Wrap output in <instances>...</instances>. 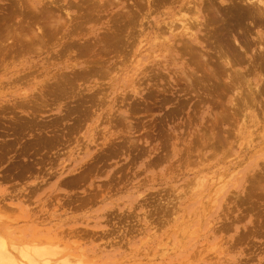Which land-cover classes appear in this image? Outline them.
<instances>
[{"label":"rangeland","instance_id":"374dc122","mask_svg":"<svg viewBox=\"0 0 264 264\" xmlns=\"http://www.w3.org/2000/svg\"><path fill=\"white\" fill-rule=\"evenodd\" d=\"M21 1L25 3L22 4ZM26 1L31 2V0H0V45H2L0 49L3 47L2 50L8 49L9 52H2V50L0 52V59L6 61H0V66H3L0 67L1 238L3 237L7 244H15L17 247L42 248L47 255L46 257L48 259L51 257L52 259H50L54 263L55 260L61 262L67 259L68 264H264V107H261V103L263 105L264 102L261 98H264V94H260L264 90L262 89L264 86L261 87L264 84V74L261 72L264 70V66H261L262 70L260 68L256 71L251 69L254 72L251 70V74L248 72L253 53L254 58H257L258 56L255 55L259 54V51L256 50L258 42L254 32L260 30L264 34V28H262L264 23L261 26L256 24L253 19L248 18L246 21L249 24L244 19L241 22L244 23L245 21L246 24H240L244 27L242 29L240 26H238L240 28H236L242 31L250 28L254 31L252 37L255 38H252L253 40L249 38L247 39L248 42L246 41L247 45L250 46L249 51L251 48L253 50L249 52L247 51L248 46L242 44L241 40L243 39H239L241 38L239 35L245 36L243 35L245 31L243 33L240 30L242 33L240 31L238 33L236 30L234 31L237 32L236 34L229 33V36L220 34L222 38L216 37L218 33L216 31L219 28V33H224L225 30L228 34L227 28H225L228 23L225 16L227 15L226 10L223 11L224 9L216 4L218 5L216 8H221H218L220 15L214 8L216 12L208 11V18H213L214 15V18L218 19L217 22L223 26L216 23L215 20L216 25L212 23L214 26L210 24L209 28L215 31L220 25L224 29L219 26L215 31L216 33L209 30L208 36L214 34H212L213 38L210 37L209 43L219 39H222V43L220 44V40L218 41L217 46L219 47L216 46L217 41L214 42L215 45L211 44L214 50L211 49L210 44H207L209 49L207 54L209 53L208 56L211 55L208 57L205 54L203 58L201 56L203 60L200 59L204 62L210 58L209 61L207 60L209 63L206 61L209 65L204 62L207 69H204L202 66L204 63L201 61L202 64L197 62L198 65H201L199 67L197 63L193 62L195 65L192 63L190 70L184 68L182 63L171 62L167 71L153 69L154 71H146L145 74H140L141 72L133 69L130 55L124 53L126 57L122 52L119 53L122 51L120 47L117 50V47L115 48L111 43V39V41L105 40L109 33L112 35L111 31L120 29V32L123 28H120V24L125 25L126 19V24L129 23V19L125 17L129 16L126 10L128 7H130L129 10H132L133 0H119L118 3L117 1L114 2L115 0H99V2L96 0L98 6L95 4L96 1L93 2L94 0H80V4L78 0H56L58 6L56 2L53 3L55 0H39L40 4H35L37 8L42 9L44 3L47 7L53 3L51 8H45L50 11L55 4L54 9H52V11L55 10V13L53 11L54 14L50 16L53 20L49 17L52 12L49 13L48 11V16L47 14L43 16L44 8L40 9V13L36 10V13L33 5V9L30 8L31 5L29 8L27 7L30 2L26 4ZM87 2L95 6V8L92 6L94 10L90 8V4ZM107 2L109 6H106ZM99 3L104 4V7H101ZM83 4H85V8L88 4L87 9L89 10L84 9ZM62 5L66 7V10ZM70 5L74 6L71 7ZM17 6L19 9L21 8V11L17 9ZM55 7H57V11ZM83 10L91 12L89 14L92 16H89L90 18L94 17V19L91 18L90 20L89 16L85 19L82 18L87 15L85 11L83 13ZM129 10L128 13L131 11ZM66 11L70 12L72 19L68 18ZM125 11L126 13H124ZM21 13L25 16L21 17ZM119 13L121 14L117 15ZM215 13H217L216 17ZM223 14L225 19L223 18L221 21ZM31 15L50 18L55 27L62 25L61 22H65L68 29L64 33V28L61 27L65 26L62 25L59 26L62 32L58 29L59 33H56L55 28V33L59 34L55 38L53 37L55 35H52L54 31L51 33L53 28L49 29L51 34L47 31L46 26L50 22H48L49 19L46 21L44 18L38 17L36 21L40 20L39 22L42 23L44 20L47 22L46 25L44 22L40 24L35 21V17L32 19L33 16ZM53 15L57 18L52 17ZM29 16L31 19L28 18ZM60 17L62 21L60 24H56ZM111 17L117 18L116 22L118 18L120 20L116 24ZM22 19H25L23 23ZM203 20L205 21V17ZM82 21L84 22L82 23ZM30 22L31 24H29ZM25 23L27 27L24 25ZM113 23L117 26H113ZM76 24L82 25L83 29L87 30L82 31L81 27L77 29L80 33H74V29L78 28ZM23 25L28 29L30 35L24 32L27 31L26 29L22 30ZM36 25L38 26L35 27ZM17 27H19V31L15 30L18 29ZM38 27L39 32L44 29L43 27H46L45 31L49 34H43L45 35L44 38L38 36L39 33L37 34L33 30L38 31ZM126 27L131 28V25ZM130 28L122 29L125 32L122 31L119 34H127L131 30ZM107 29L111 31L109 30V32ZM29 30L31 33L34 31L33 36ZM21 31L24 32V35ZM20 33L26 37V40L22 38V35L19 37L24 40L16 38ZM107 33L108 36L104 38L103 36ZM46 35L51 36V39L48 40ZM230 35H235L236 39L240 40L238 42L246 47L243 46L244 49H242L238 43H233L234 40L231 39ZM11 36L13 39L10 38ZM226 36L230 38L228 39ZM34 37L43 38L42 42L45 40L46 46H42V39L37 38V42L40 40L41 44H39L34 40ZM100 38H104V41L108 40L112 45L108 44L107 47L104 46L105 49H103L104 47L99 49L105 44ZM223 38L224 40L227 39L228 42L232 40L231 43L235 49H239V51L241 49L239 52L234 48H229L227 44L225 50L229 49L228 54L234 50L239 52V55H236L237 52L235 53L236 56H239L237 59L234 54V56L232 55L237 62L235 60L232 62L233 59L231 62L238 63L239 67L242 66L241 74L244 72L246 74L247 71L245 77L250 74L249 78L242 75V78L245 79L238 77L240 79L238 80L236 79L238 73H236L235 80L233 77V81L231 80L232 84L234 81L237 83L235 86L230 84L231 82L225 77L224 66L220 67L221 59L218 53L223 52L229 56L224 53L227 50L223 51L225 47L223 45L226 42L225 40L223 43ZM13 40L16 44L21 43V46H17L18 48L21 47L20 49H22L24 45L26 47L21 51L19 49L18 52L14 47L15 45L12 47ZM89 40L91 41L89 42ZM250 40H252V44L256 40V43L251 44L253 47L249 45ZM34 41L37 43L35 47L33 46ZM66 42L71 44L78 42L77 44L74 43L76 46L73 45L76 49L71 47L72 45H68L70 48H66ZM99 42L103 44L100 46ZM23 43L24 45H22ZM88 43L91 45H87ZM92 43L98 44L93 45ZM81 45L83 46L79 47ZM113 46L114 48H112ZM27 47L30 49L28 50ZM33 47H40L38 49L40 51L35 49L37 52L35 54ZM215 48L218 52L216 53L217 57L216 54H213ZM82 51H87L86 54L89 55H86L85 52L82 53ZM7 53L9 58L6 56ZM122 54L126 57H124L125 59ZM144 55L147 54L144 53ZM107 56L108 59H106ZM212 56L219 58L220 65L217 64V59ZM243 57L246 58V61L249 59L250 61H247L249 63L241 60L244 59ZM185 59L191 60L188 56H185ZM211 60L213 63L210 62ZM257 60L259 61L258 58ZM149 61L146 58L143 59V64H146L145 67L152 66ZM260 61L264 63V57H261ZM214 62L217 64L216 67L218 68L219 65L223 72L218 71L217 68L212 69L215 65ZM70 63H73L71 64L72 68ZM89 67H93V70L89 71ZM195 67L199 70L201 68V71L196 72ZM100 68L103 70H101L102 74ZM37 69L39 71H33ZM96 69L98 73L94 71ZM107 70L112 71V73L108 71L109 76ZM15 71L20 72L15 73ZM77 71L79 74L76 73ZM257 71L260 72V77ZM26 72H30V75L33 76L28 75L29 73L26 74ZM183 72L188 74V77H184ZM203 72L209 74V77L212 76L216 82L212 81V77L211 80L208 79L209 81H207L206 76L208 75ZM215 72H219L220 75L214 74ZM85 73L86 75H84ZM194 73L195 77L192 75ZM201 73L204 78L206 77L205 79L202 78ZM23 74L29 78L25 77L24 79L23 77L22 80L21 75ZM221 74L223 76L219 79L221 78L224 84L217 78ZM241 74L239 73L238 76ZM139 75L141 76L139 77ZM134 76L135 78H133ZM189 76L191 77L190 80L187 79ZM196 76L201 82L199 79L194 81ZM83 77L85 79L79 80ZM183 77L184 79H182ZM64 78H67V81ZM30 79L32 80L30 81ZM188 80L191 82L190 84ZM203 80L206 81L203 82ZM22 82L23 84H21ZM54 82L55 84H53ZM196 82L198 83L196 84ZM209 83L212 85L209 86ZM57 84L61 86H57ZM228 85L232 86L228 87ZM224 86L228 91L227 89L223 90ZM232 87L237 89H232ZM259 88L261 89L260 93ZM217 90L222 91V93L220 91V94L217 93ZM236 90L241 93L237 91L238 94ZM233 91L234 93H232ZM55 92L56 94L59 93L57 95L59 98L56 94L54 96L53 93ZM209 92L212 94L209 95ZM259 94L261 98L256 97ZM218 95L222 96L221 99ZM238 96L241 97L238 98ZM246 98L251 100L250 103H252L253 108L249 107L251 105ZM239 99H241V103ZM24 101L28 107L26 105L23 107ZM215 102L222 105L218 106L219 104L217 105ZM18 103L19 106H16ZM257 106L258 109H256ZM17 107L19 108L17 109ZM223 107L224 109H222ZM215 108L218 111H214ZM236 109L238 111H235ZM223 111L225 113L228 111L229 114L224 116ZM229 115L233 118L229 119ZM217 116L223 117L222 119L224 117L227 119L228 116L230 121L222 120L219 117L218 119L221 121H218ZM212 121L213 123H211ZM228 122H231L232 125H229ZM218 125L221 128H218ZM209 126H214L213 129H215L213 130ZM220 129L223 131L219 132ZM219 134L225 138L221 136L222 139ZM217 138H221V141H218ZM223 143L227 147H224ZM249 144L252 147L247 149ZM234 148L235 153L233 152ZM226 154L230 155L227 156ZM231 154H233V158ZM256 174L263 178L260 179ZM197 176L199 179L200 176L201 178L206 177L207 181L203 186L197 185L199 181ZM254 178L256 179V186L263 185L261 186L263 187L261 190L263 194L260 196L258 195L261 193V188L259 187L258 190L255 187L252 182ZM219 184L220 186H217ZM221 184L223 186L222 192L218 197H215V194L219 193L218 190H221ZM247 186L250 191L251 187L254 186L256 190L254 187L252 190L255 192L247 190ZM248 194L254 196H248ZM253 197L256 198L253 199ZM245 198L244 202L243 199ZM52 253H54L53 257L50 255Z\"/></svg>","mask_w":264,"mask_h":264},{"label":"bare ground","instance_id":"6f19581e","mask_svg":"<svg viewBox=\"0 0 264 264\" xmlns=\"http://www.w3.org/2000/svg\"><path fill=\"white\" fill-rule=\"evenodd\" d=\"M20 1V0H19ZM80 0H78V2H79ZM82 1V0H81ZM88 1V0H87ZM90 1V0H89ZM96 0H94L93 2H95ZM114 1V0H113ZM117 1V3H118V1L119 0H115L114 2H116ZM128 1V0H127ZM22 2V1H21ZM24 2V1H23ZM22 2V4H24ZM30 2V1H29ZM28 1H26V4L27 3H29ZM31 2H32V4H31ZM31 2H30V4H29V6H27L28 8L30 7V5H31V7L30 8H32L33 9V6H34V11H39V13H40V11L44 8V10H45V12H44V10H43V13H44V15H43V13H41L43 16H45V14H47V16H48V14L50 13V12H52V13H50L49 14V17L51 16V14H54L55 13V10H53L54 11V13H53V11H52V9H54V5L52 6V9H50V11L49 10H46L45 8H47L48 9V7H50L51 8V5L53 4V3H55L56 2V0L52 3V4H50V6L48 5L49 4V2H46V3H48L47 5H48V7L47 6H45L46 4L44 3V7H43V5H42V9L41 8H37L36 6H35V4L37 5V3L38 4H40V1L39 0H31ZM50 2H52V1H50ZM60 2H62V1H60ZM59 2V3H60ZM86 2V1H85ZM84 2V3H85ZM98 2H99V0H98ZM98 2L96 1V6H98L97 4H98ZM105 2V1H104ZM114 2H113V4H114ZM43 3V2H42ZM41 3V4H42ZM57 3V2H56ZM70 3V2H69ZM77 3V2H76ZM87 3H89L90 4V8H92V6H94L93 4H91L92 3V1H91V3L90 2H87ZM25 4V5H26ZM64 4V3H63ZM72 4V3H71ZM74 4V3H73ZM79 4H80V2H79ZM79 4H77V5H79ZM100 4V3H99ZM216 4H219V6L222 8V9H224L223 11H225V13H227V15H225L227 18H226V22H227V19H228V23L226 24L227 26H225V28H227L226 30L228 31V34L225 32V30L223 31L224 33H219V31H220V28H219V26L220 25H222L223 26V24H220V23H218L217 22V20L218 19H216V18H214V15H213V18H208V13L209 12H216V11H214L215 9L214 8H216V6H218V5H216ZM19 5H20V3H19ZM33 5V6H32ZM76 5V4H75ZM101 5V4H100ZM100 5H99V7H100ZM104 5V4H103ZM103 5H101V7L103 6ZM131 5V4H130ZM57 6H58V3H57ZM62 6H64V5H62ZM71 6V5H70ZM69 6V7H70ZM74 5H72L71 7H73ZM83 6H84V9H87L88 8V4H87V6H86V8H85V4H83ZM82 6V7H83ZM106 6H109L108 5V2H107V5ZM127 6H128V4H127ZM79 7V6H78ZM77 7V9H80L81 8V6H80V8H78ZM101 7H100V9H101ZM104 7V6H103ZM125 7V6H124ZM224 7V8H223ZM36 8V9H35ZM64 8H65V10H66V7L64 6ZM63 8V9H64ZM94 8H95V6H94ZM98 8V7H97ZM129 8L130 7H128L127 9L129 10ZM131 8H132V10L130 11V13H128V10H126L127 11V14L129 15V16H125L126 18H128L129 20H128V22L130 23H127L126 24V21H127V19L126 18H124V19H126V21H125V25H121L120 24V28L121 27H123L122 29L123 30H125V28L126 29H128V28H130V27H126V26H130L131 25V30L129 31V32H127V34H122L121 33V35L119 34L120 32H122L123 30L121 29V31L119 32V30L117 31V30H114V31H111L110 29H107L108 31L110 30L111 32H112V35L109 33V36H108V33H107V35H104L103 37L105 38L106 36H108V37H106L105 38V40L106 39H108L109 41H111V43L115 46V48L117 47V50H118V48L120 47L121 49L120 50H122V51H120L119 53H125L126 55H130V57L129 58H131V62H132V65H133V69H135L136 71H139V72H141L140 74H145L146 73V71L148 72V71H152L153 69H161V70H163V71H167V70H169V67H170V63L172 62V63H177V64H180V63H182L183 65H184V68H186V69H188V70H190L191 69V65H193L194 63L196 64L198 61H199V64L201 63V62H203L202 60V58H203V56H205V54H206V56H208V54H207V52L209 51V49H208V46H207V44H210L209 43V39H211V38H213V36H212V34L216 31V29H218L219 28V30H217L216 32H218L217 33V38H222V36H225V35H223V34H226V35H228L229 36V33H235L234 31H236L237 29L236 28H240L241 27V29L244 27H242V26H240V24L241 25H245L246 23H248L247 21H246V19L248 20V18H250L251 20L253 19V21H255V23L256 24H258V25H261L262 26V24L264 23V0H133V3H132V6H131ZM208 8H209V10H208ZM219 8V7H218ZM216 8V10H217V12H218V14H219V9H221V8ZM17 9H19L18 8V6H17ZM21 9V8H20ZM19 9V10H20ZM32 9H31V11H32ZM39 9V10H38ZM41 9V10H40ZM55 9H56V11H57V7H55ZM69 9V8H68ZM93 9V8H92ZM92 9H90V10H92ZM99 9V8H98ZM99 9V10H100ZM106 9V8H105ZM124 9V8H123ZM125 9H126V7H125ZM18 10V11H19ZM23 10V9H22ZM62 10V9H61ZM87 10H89V9H87ZM94 10V9H93ZM145 10V11H144ZM21 11V10H20ZM19 11V12H20ZM24 11H25V8H24ZM29 11V10H28ZM37 11H36V13H37ZM48 11H49V13H48ZM58 11H59V9H58ZM82 11V10H81ZM84 11L85 10H83V13H84ZM96 11V10H95ZM98 11V10H97ZM124 11V10H123ZM126 11L124 12V13H126ZM209 11V12H208ZM223 11H221L222 13H223ZM27 12V11H26ZM26 12H25V15H26ZM47 12V13H46ZM65 12V11H64ZM69 11H66V13H67V16H68V18L70 19H72V16H71V14H70V12L68 13ZM80 12V11H79ZM121 12H122V10H121ZM142 12H143V14H142ZM29 13H30V11H29ZM33 13V12H32ZM35 13V12H34ZM65 13V14H66ZM85 13H87V15H85V17L83 16L82 18H86L87 16H89V15H91L92 16V14H89V13H91V12H87V11H85ZM93 13H95V12H93ZM118 13V12H117ZM224 13V14H225ZM64 14V15H65ZM82 14V13H81ZM116 14V13H115ZM121 13H119V14H117V15H120ZM216 14L217 13H215V17H216ZM224 14H223V16H224ZM21 15V17L22 16H25V15H22V13L20 14ZM77 15V14H76ZM83 15V14H82ZM81 15V16H82ZM126 15V14H125ZM220 15V14H219ZM229 15V16H228ZM31 16H33V15H31ZM40 17V16H38V17H40V18H44V17ZM62 16V15H61ZM80 16V17H81ZM94 16H95V14H94ZM108 16V15H107ZM110 16V15H109ZM121 16H123V15H121ZM120 16V17H121ZM222 15H221V21L223 20V18L225 19V16L223 17ZM34 17H35V21L36 20H38V17H36V16H33V18L32 19H34ZM52 17H55L54 15L52 16ZM62 17H64V16H62ZM79 17V18H80ZM114 17V16H113ZM113 17H111V18H113ZM124 17V16H123ZM139 17V18H138ZM141 17V18H140ZM205 17V21L203 20V18ZM212 17V16H211ZM229 17V18H228ZM24 18V17H23ZM28 18H30V16L28 17ZM37 18V19H36ZM39 18V19H40ZM51 18V17H50ZM50 18H44L45 20L46 19H49L48 20V22L50 23H47L46 21H44L43 20V22H44V24L45 23H47V31L50 33V30H51V28H53V30L51 31V33H52V35H55V36H53V37H55L56 38V36H58L56 33H59L58 31H60V32H62L61 30H60V27L59 26H62V25H64L65 26V22L64 23H62L61 21H62V19H61V17H60V20H57L58 22L56 23V20L54 19V21H55V23L56 24H60V22H61V24L62 25H56L57 27H55V25H54V23L52 24V20H53V18H51L52 20H50ZM55 18H57V17H55ZM76 18H78V17H76ZM88 18H90V16L88 17ZM92 18V17H91ZM91 18H90V20H91ZM158 18H160V19H158ZM219 18V19H220ZM31 19V18H30ZM66 19V18H65ZM64 19V21H66ZM68 19V20H69ZM92 19H94V17L92 18ZM97 19V18H96ZM100 19V18H99ZM103 19V18H102ZM117 19V18H116ZM116 19H114L113 18V20H115L114 22L117 24V22H118V20H120L119 18H118V20H117V22H116ZM123 19V20H124ZM207 19V20H206ZM245 19V21H246V23H245V21H244V23H242L243 21L242 20H244ZM20 20V19H19ZM79 20V19H78ZM77 20V21H78ZM87 20V19H86ZM90 20H89V22H90ZM213 20V21H212ZM215 20H216V23H218V24H220V25H218L217 26V28L215 29V31L214 30H211L210 28H209V26H210V24L211 25H213L212 23H215ZM23 21H25V19L23 20L22 19V23H23ZM34 21V22H35ZM40 21V20H39ZM39 21H36V22H39ZM70 21V20H69ZM73 21V20H72ZM95 21V20H94ZM99 21V20H98ZM108 21V20H107ZM212 21V22H211ZM242 21V22H241ZM21 22V21H20ZM35 22V23H36ZM43 22L42 23H40V24H43ZM67 22V21H66ZM84 21H82V23H83ZM86 22V21H85ZM88 22V23H89ZM112 22V21H111ZM252 22V21H251ZM21 23V24H22ZM26 23H28L27 22V20H26ZM26 23L24 24L25 26H26ZM79 23V22H78ZM82 23H80V24H82ZM87 23V22H86ZM216 23H215V25H216ZM253 23V22H252ZM254 23V24H255ZM29 24H31V22L29 23ZM33 24V23H32ZM52 24V25H51ZM115 24V25H116ZM249 24V23H248ZM253 24V25H254ZM255 24V25H256ZM23 25V29H22V27H21V29L22 30H24V29H26V27ZM46 25V24H45ZM77 25V26H76ZM75 26L76 27H78V28H76V30L74 29V33H76V32H78L77 31V29H80L81 27H82V25L80 26V25H78V24H76ZM114 25V23H113V26H115ZM250 25H252V24H250ZM38 25H36L35 27H37ZM50 26H52V27H50ZM74 26V24L72 25V27ZM80 26V27H79ZM112 26V25H111ZM117 26V25H116ZM214 26V25H213ZM222 26H220V27H222ZM238 26H240V27H238ZM246 26H249V25H246ZM260 26V27H261ZM263 26H264V24H263ZM262 26V28H264ZM25 27V28H24ZM30 27H31V25H30ZM29 27V28H30ZM46 27H40V28H42L43 30L41 31L40 30V32H39V27L37 28V30L38 31H36L35 29H33L37 34L39 33V34H41L43 31L45 32H43L42 33V35L43 34H49L48 32H46L45 30H46ZM48 27H50V28H48ZM59 27V28H58ZM66 27V28H65ZM65 27H61V28H64L63 29V32L65 33L66 31H67V26H65ZM108 27H110V26H108ZM251 28H253V26H250ZM257 27H259V26H257ZM257 27H255V28H257ZM259 27V28H260ZM18 29H15V30H18L19 31V27H17ZM56 28V29H55ZM117 28V27H116ZM119 28V27H118ZM223 29H224V27H222ZM261 28V29H262ZM20 29V30H21ZM31 29V28H30ZM50 29V30H49ZM56 30V33H55V30ZM59 29V30H58ZM82 29V31L83 30H87V29H83V27L81 28ZM240 29V30H241ZM245 29V28H244ZM27 31H24V32H27V35H30L29 33H28V29H26ZM32 30V31H33ZM58 30V31H57ZM209 30H210V32L212 31L213 33L211 34V36L209 35L208 36V33L210 34V32H209ZM239 29L237 30V32L238 31H240ZM33 31V32H34ZM81 31V30H80ZM109 31V32H110ZM222 31V30H221ZM242 31V30H241ZM240 31V32H241ZM244 31H245V34H243V35H245V36H241L242 34V32L244 33ZM244 31H242L240 34L241 35H239V34H237V35H239L241 38H239L240 40L241 39H243V40H241L242 41V44H244V45H246V46H248L247 45V42H248V40L247 39H249V38H255V37H252V35H253V30L251 29L250 30V28H248L247 30L245 29ZM16 33H17V31H15ZM21 32H23V31H21ZM24 32L22 33L23 35H24ZM29 32L31 33V31L29 30ZM32 32V33H33ZM72 32H73V30H72ZM71 32V33H72ZM125 31H123V33H124ZM215 32V33H216ZM236 32V33H237ZM15 33V34H16ZM31 33V35L33 36V34ZM35 33V34H36ZM50 33V34H51ZM78 33H80V32H78ZM235 33V34H236ZM239 33V32H238ZM255 33V35H256V40H257V45H258V47H257V51H259V54L258 55H255L258 59H259V61L257 60V58H254L253 56H254V53H253V56L251 57V62L249 63V62H247L245 59L246 58H244V59H241V60H244L246 63H249L250 64V69H248L249 71V73L251 74V72H250V70L251 69H253L254 71H256V70H262V68H261V66L263 67L264 66V63L263 62H261L260 61V59H261V57H264L263 56V54H264V34L260 31V30H257V31H255L254 32ZM18 34V33H17ZM21 33H20V35H17L16 36V38H18V39H22V38H26V37H23V35H22ZM38 34V36H41V37H43L44 38V36L45 35H39ZM62 34V33H61ZM220 34H222V36H220ZM21 35H22V38H20L21 37ZM26 35V34H25ZM26 35V36H27ZM46 35V36H47ZM214 35V34H213ZM236 35V36H237ZM254 35V36H255ZM9 36H10V34H9ZM20 36V37H19ZM31 36V37H32ZM35 36V35H34ZM37 36V35H36ZM62 36V39H63V34L61 35ZM220 36V37H219ZM228 36H226V38L228 37ZM231 36V35H230ZM234 36V37H233ZM233 36H231V39H233L234 41H233V43H238V45L242 48V49H244L246 46H244V45H242L240 42H238V40L236 39V37H235V35H233ZM13 36H11L10 38L11 39H13L12 38ZM28 37V36H27ZM48 37V36H47ZM51 37V36H50ZM50 37H48V40L49 39H51ZM53 37H52V39H53ZM70 37H71V34H70ZM69 37V38H70ZM109 37H111V38H109ZM211 37V38H210ZM215 36H214V38H216ZM14 38H15V36H14ZM15 38V39H16ZM37 38H39V37H34V40L36 41L37 40ZM43 38H39V39H42L41 40V42L43 41ZM104 38H100V40L102 39V42L104 41L103 39ZM230 37H228V39H229ZM8 39V38H7ZM24 39H22V40H24ZM111 39V40H110ZM10 40V39H9ZM26 40V39H25ZM27 40H29L30 41V39L29 38H27ZM32 40H33V38H32ZM47 40V41H48ZM54 40V39H53ZM57 40H59V39H57ZM68 40H70V39H68ZM87 40V39H86ZM92 40V39H91ZM91 40H89V42L91 41ZM97 40V39H96ZM108 40L107 41H104V43L106 44H103V43H100V46H101V44H103L102 45V47H99V49L101 48H103L104 46H108V44L111 46L112 44L110 43V42H108ZM220 40V41H219ZM219 40H215V41H217L216 42V46L218 45V43L220 42V44L222 43V39H219ZM226 40V42H228L227 41V39H225ZM224 38H223V43H224ZM239 40V41H240ZM253 40V39H252ZM252 40H250L251 41V43L249 44V45H251L252 44ZM256 40H254L255 42H253V44L254 43H256ZM8 41V40H7ZM34 41V47H35V44H37V43H39V44H41L40 43V40H39V42H35ZM213 41H214V39H213ZM214 41V42H215ZM219 41V42H218ZM247 41V42H246ZM12 42V41H11ZM10 42V43H11ZM24 42V41H23ZM49 43H50V41H48ZM56 42V41H55ZM60 42H61V40H60ZM59 42V43H60ZM214 42L212 43L211 42V44H214ZM225 42V43H226ZM230 43L232 42V40H230L229 41ZM226 43V45H225V43H224V45H223V47H224V50L222 49V47H220V49L221 50H223V51H226V52H224V53H227L228 54V48L225 50V48H226V46H227V44L229 45L228 47L229 48H234V45H233V43H231V45H230V43ZM26 43V42H25ZM43 43V45L42 46H44L45 44V40H44V42H42ZM52 43L54 44V42L52 41ZM67 43V42H66ZM69 43V42H68ZM66 44V48L67 47H69L70 48V46H68V45H72L71 47H74L73 45H75L76 46V44L78 43H76V42H73V44H71V43H69V44ZM74 43H76V44H74ZM18 44V45H17ZM15 43L14 42V40H13V42H12V47L14 46V47H16V50L18 51L20 48H18L19 46H21L19 43ZM27 44V43H26ZM38 44V45H39ZM47 44V43H46ZM57 44V43H56ZM80 44V43H79ZM78 44V45H79ZM91 45V43H88L87 45ZM93 44V43H92ZM95 44V43H94ZM93 44V45H94ZM98 43H96L95 45H97ZM211 44H210V46H211ZM252 44V45H253ZM22 45H24V43L22 44ZM31 45V44H30ZM51 45V44H50ZM49 45V46H50ZM64 45V44H63ZM62 45V46H63ZM215 45V44H214ZM213 45V46H214ZM251 45V47H253ZM0 46H2V45H0ZM18 46V47H17ZM41 46V45H40ZM46 46V45H45ZM53 46V45H52ZM83 45H81V46H79V47H82ZM99 46V45H98ZM114 46L112 47V48H114ZM238 46V47H239ZM243 46H244V48H243ZM5 48L7 47L6 45L4 46ZM12 47H10V48H12ZM26 46L24 45V48H25ZM33 47V48H34ZM48 47V46H47ZM57 47V46H56ZM85 47H86V45H85ZM87 47H89V46H87ZM91 47V46H90ZM212 47V46H211ZM217 47H219V46H217ZM4 48V49H5ZM10 48H9V51H10ZM18 48V49H17ZM23 47H22V49H24ZM31 48H32V46H31ZM40 48V47H39ZM39 48H34V52H35V49H39ZM43 48V47H42ZM75 48V47H74ZM109 48V47H108ZM249 48H250V46H248V49H247V51H249ZM3 49V47L0 49V52H1V50ZM22 49H20V51L22 50ZM27 49L29 50L30 49V47H27ZM26 49V50H27ZM76 49V48H75ZM86 49V48H85ZM84 49V50H85ZM91 49H92V47H91ZM103 49H105V47L103 48ZM211 49H213L214 50V48L212 47ZM235 49V48H234ZM8 50V49H7ZM6 50V51H7ZM13 51L15 50V48L14 49H12ZM43 50V49H42ZM78 50H79V48H78ZM88 50V49H87ZM219 50V49H218ZM221 50H219V52H221ZM235 50H237V51H239V49H235ZM234 50V51H235ZM251 50H252V48H251ZM250 50V51H251ZM5 50H2V52H4ZM5 51V52H6ZM17 51H15V52H17ZM31 51H33V50H31ZM30 51V52H31ZM40 50H38V52H39ZM66 51V50H65ZM107 51V50H106ZM231 51H232V49H231ZM230 52V54H228L229 56H227L226 54H223V52H221V53H218L217 51H216V48H215V53H213L214 55L216 54V53H218L219 54V58L221 59V63L218 61V59L216 58L217 57V54H216V57H213V58H215V59H217V61L216 62H218L217 64H219L220 65V67H222V66H224L223 67V70L225 69V72H224V75H226L225 77L231 82H229L230 84H232V81L233 80H235V74L236 73H238V75H239V73L241 74L242 72L240 71V69H241V67H239L236 63H232V62H235L236 61V59L239 57V56H236L240 51H241V49H240V51L239 52H237V51H235V52ZM247 51H246V53H247ZM249 51V52H250ZM253 51V50H252ZM254 51H255V49H254ZM8 52V51H7ZM19 52V51H18ZM42 52V51H41ZM62 52V51H61ZM64 52V51H63ZM79 52H81V51H79ZM85 52V51H84ZM83 51H82V53H84ZM87 52V51H86ZM86 52H85V54H86ZM109 52V51H108ZM111 52V51H110ZM109 52V53H110ZM211 52H214V51H211ZM210 52V53H211ZM237 52V53H236ZM9 53V52H8ZM6 54V56L7 55H9V54ZM24 53V52H23ZM37 52H35V54H36ZM113 53V52H112ZM144 53H146L147 55H144ZM235 53H236V55H235ZM41 54V53H40ZM61 54V53H60ZM64 54V53H63ZM88 54V53H87ZM86 54V55H87ZM91 54V53H90ZM122 54V55H123ZM124 54V55H125ZM221 54V55H220ZM223 54V55H222ZM235 55V57H236V59L233 57L234 55ZM242 54H244V51H242ZM241 53H240V55H242ZM12 55V54H11ZM52 55V54H51ZM65 55V54H64ZM89 55V54H88ZM98 55V54H97ZM105 55V54H104ZM110 55V54H109ZM113 55H115L114 53H113ZM116 55H117V53H116ZM123 55V58L126 56H124ZM211 55V54H210ZM209 55V56H210ZM233 55V56H232ZM239 55V54H238ZM246 55H248V54H246ZM4 56V55H3ZM6 56H4L5 58H6ZM22 56V55H21ZM84 56V55H83ZM185 56H188L189 57V59H191V60H189L188 61V59L186 60L185 59ZM201 56H202V58H201ZM208 56V57H209ZM249 56V55H248ZM8 57V56H7ZM46 57V56H45ZM81 57V56H80ZM89 57V56H88ZM91 57V56H90ZM95 57V56H94ZM114 57V56H113ZM127 57V56H126ZM125 57V58H126ZM230 57H233V58H230ZM241 57V56H240ZM9 58V57H8ZM54 58V57H53ZM73 58H75V57H73ZM92 58H93V56H92ZM124 58V59H125ZM129 58H127V59H129ZM147 59V60H150L149 61V63L150 64H152V66L151 67H145L144 65H146L145 63L143 64V59ZM205 58V57H204ZM106 59H108V56H107V58ZM121 59V58H120ZM123 59V60H124ZM172 59V60H171ZM200 59H202V60H200ZM210 60V58H207V60ZM231 59H233L232 60V62H231ZM46 60H48V59H46ZM57 60H58V58H57ZM89 60V59H88ZM122 60V61H123ZM205 60V59H204ZM206 60V61H207ZM208 60V61H209ZM235 60V61H234ZM239 60V59H238ZM240 60V61H241ZM263 60V59H262ZM0 61H2V62H6V61H4V60H1L0 59ZM24 61V60H23ZM55 61V60H54ZM95 61V60H94ZM99 61V60H98ZM201 61V62H200ZM206 61H204V62H206ZM207 61V62H208ZM250 61V60H249ZM1 62V63H2ZM9 62V61H8ZM12 62V61H11ZM84 62V61H83ZM86 62H88V61H86ZM91 62V61H90ZM104 62V61H103ZM118 62V61H117ZM124 62V61H123ZM125 62H126V60H125ZM128 62H129V60H128ZM194 62V63H193ZM203 62V63H204ZM206 62V63H207ZM210 62H212V60L210 61ZM237 62V61H236ZM239 62V61H238ZM244 62V63H245ZM96 63V62H95ZM119 63V62H118ZM193 63V64H192ZM209 63V62H208ZM207 63V64H208ZM213 63V62H212ZM241 63V62H240ZM5 64V63H4ZM12 64V63H11ZM71 64H73V63H70L69 65H70V67H71ZM76 64H78V63H76ZM97 65H99V63H96ZM117 64V63H116ZM194 64V65H195ZM202 64V63H201ZM214 66L212 67V69L214 68V69H216L217 67H216V63L214 62ZM243 64V63H242ZM248 64V65H249ZM100 65H101V63H100ZM104 65H105V63H104ZM120 65V64H119ZM129 65V64H128ZM197 65H198V63H197ZM197 65H196V67H197ZM209 65V64H208ZM219 65H218V68H220L219 67ZM239 65H241V64H239ZM8 66H9V64H8ZM7 66V67H8ZM199 66H201V65H198V67ZM202 66L204 67V69H207L206 67H207V65L204 63V64H202ZM245 66V65H244ZM0 67H3V66H0ZM41 67V66H40ZM93 67H95L94 65H93ZM93 67H89L90 69H89V71L90 70H93ZM113 67V66H112ZM196 67H195V69H196ZM209 67V66H208ZM9 68V67H8ZM72 68V67H71ZM92 68V69H91ZM217 68V70L218 71H222L223 72V70L220 68V69H218ZM246 68V67H245ZM260 68V69H259ZM43 69V68H42ZM95 69V68H94ZM115 69V68H114ZM185 69V70H186ZM211 69V70H212ZM246 69V70H247ZM263 69H264V67H263ZM1 70V69H0ZM16 70V69H15ZM20 70H21V68H20ZM98 70H99V68H98ZM98 70L96 69V70H94V71H97V73H98ZM102 69L100 68V72H101V74H102V71H101ZM112 70V69H111ZM110 70V71H111ZM117 70V69H116ZM210 70V69H209ZM217 70H214V71H217ZM253 70H251V71H253ZM12 71V70H11ZM33 71H39L38 69L37 70H33ZM41 71V70H40ZM104 71H105V69H104ZM109 70H107V74L110 72H108ZM113 71V70H112ZM112 71L110 72V73H112ZM115 71V70H114ZM154 71V70H153ZM187 71V70H186ZM200 72L201 71V68H200V70L199 69H196V72ZM203 71V70H202ZM214 71H212V72H214ZM220 71V72H221ZM253 71V72H254ZM17 72H20V71H15V73H17ZM31 72V71H30ZM30 72H26V74H28V75H30ZM50 72V71H49ZM134 72V71H133ZM211 72V73H212ZM258 72V71H257ZM261 72H263V74H264V70H262ZM1 73V72H0ZM48 73V72H47ZM58 73H59V70H58ZM76 73H78L79 74V72L77 71ZM91 73V72H90ZM104 73V72H103ZM155 73V72H154ZM161 73V72H160ZM185 72H183V74H184ZM189 73V72H188ZM204 73V72H203ZM42 74V73H41ZM40 74V75H41ZM44 74V73H43ZM81 74H82V72H81ZM198 74V73H197ZM205 74V73H204ZM214 74H219V72L218 73H214ZM214 74H212V75H214ZM223 74V73H222ZM221 74V76H217V78L219 79V77H221L222 78V75ZM246 74H247V71H246ZM245 72L243 73V74H241L240 76H238L237 75V78L236 79H238V80H240L238 77H240V78H242V75H244L243 77H245ZM249 74V75H250ZM256 74V73H255ZM262 74V75H263ZM23 75H25V74H23ZM23 75H21L20 77L22 78V80H23V77H24V79H25V77L27 78L28 76L27 75H25V76H23ZM39 75V76H40ZM66 75V74H65ZM68 75V74H67ZM84 75H86V73L84 74ZM92 75H93V73H92ZM104 75V74H103ZM105 75H106V73H105ZM186 74H184V77H188L187 75L185 76ZM192 75H194V77H195V73L194 74H192ZM201 75H202V73H201ZM205 75H208V76H206L205 78L207 79V81H209L208 79H210L211 80V77H209V74H205ZM204 75V76H205ZM249 75L248 76H246V77H248L249 78ZM258 75H259V77L261 76V74H260V72H258ZM30 76H33V75H30ZM58 76V75H57ZM60 76V75H59ZM75 76H77V75H75ZM75 76H74V78H75ZM79 76V75H78ZM82 76H83V74H82ZM96 76V75H95ZM108 76H109V74H108ZM141 75H139V77H140ZM143 76V75H142ZM264 76V75H263ZM36 77H37V75H36ZM64 77V76H63ZM99 77H101V76H99ZM98 77V78H99ZM145 77V76H144ZM155 77V76H154ZM184 77L182 78V79H184ZM194 77H193V79H194ZM209 77V78H208ZM234 79H233V78ZM245 77V78H246ZM17 78H19V77H17ZM16 78V79H17ZM29 78V77H28ZM78 78V77H77ZM85 78H86V76H85ZM84 77L82 78V79H80L79 78V80H83V79H85ZM133 78H135V76L133 77ZM190 76H189V78H187V79H189L190 80ZM201 78V77H200ZM202 78L203 79H205L204 77H203V75H202ZM221 78L219 79V80H221ZM245 78H242V79H245ZM251 78V77H250ZM34 79V78H33ZM66 81H67V78H64ZM186 79V78H185ZM186 79V80H187ZM198 80L199 79V77L197 78V76H196V78L194 79V81L195 80ZM233 79V80H232ZM19 80L21 81V79L19 78ZM27 80V79H26ZM25 80V81H26ZM32 79H30V81H31ZM65 80H64V82H65ZM69 80V79H68ZM72 80V79H71ZM87 80V79H86ZM189 80H188V83L190 84L191 82H189ZM196 80V81H197ZM214 79H213V77H212V81H213ZM232 80V81H231ZM20 81H18V82H20ZM28 81V80H27ZM148 81V80H147ZM199 81H200V79H199ZM198 81V82H199ZM204 81H206V80H203V82ZM215 81V80H214ZM222 81V80H221ZM220 81V82H221ZM237 81V80H236ZM243 81V80H242ZM24 82V81H23ZM23 82L21 83V84H23ZM59 82V81H58ZM63 82V81H62ZM69 82V81H68ZM72 82H73V80H72ZM129 82V81H128ZM144 82V81H143ZM146 82V81H145ZM198 82H196V84L198 83ZM201 82V81H200ZM216 82V81H215ZM219 82V83H220ZM223 82V81H222ZM227 82V81H226ZM226 82H225V85H226ZM235 82V81H234ZM234 82H233V86H235L237 83L235 82V84H234ZM263 82H264V80H263ZM42 83V82H41ZM56 83H57V81H56ZM60 83V82H59ZM74 83H76V82H74ZM213 83V82H212ZM244 83V82H243ZM1 84V83H0ZM12 84V83H11ZM16 84H17V82H16ZM52 84V83H51ZM53 84H55V82L53 83ZM65 84V83H64ZM70 84V83H69ZM77 84V83H76ZM75 84V85H76ZM96 84V83H95ZM192 84H193V81H192ZM223 84H224V82H223ZM263 84V83H262ZM25 85V84H24ZM59 84H57V86H58ZM74 85V84H73ZM74 85V86H75ZM137 85V84H136ZM140 85V84H139ZM212 84H210L209 83V86H211ZM216 85V84H215ZM215 85H213V86H215ZM232 85H228V87H231ZM59 86H61V85H59ZM133 86V85H132ZM193 86H194V84H193ZM196 86V85H195ZM208 86V85H207ZM248 86H249V82H248ZM262 86H264V84L263 85H261V87ZM26 87V86H25ZM35 87V86H34ZM78 87V86H77ZM202 87V86H201ZM227 87V86H226ZM55 88H56V86H55ZM61 88V87H60ZM70 88H71V86H70ZM133 88H136V87H133ZM203 88V87H202ZM212 88V87H211ZM216 88H218V87H216ZM233 88H235V87H232V89ZM224 89H227V88H225V86L223 87V90ZM235 89H237V88H235ZM241 89H242V87H241ZM257 89V88H256ZM260 89V88H259ZM258 89V91H259V93L261 92V89L259 90ZM262 89H264V87H262ZM52 90V89H51ZM61 90H63V89H61ZM82 90H83V88H82ZM84 90H85V88H84ZM135 90V89H134ZM213 90H215L214 89V87H213ZM220 90H222L221 88H220ZM219 90V91H220ZM230 90V89H229ZM255 90V89H254ZM55 91V90H54ZM139 91V90H138ZM207 91V90H206ZM218 91V90H217ZM217 92V93H219L220 94V92L222 93V91H220V92ZM227 91H228V89H227ZM238 90H236V92H237ZM241 91V90H240ZM257 91V92H258ZM263 92L262 93H260V94H264V90H262ZM49 92V91H48ZM50 92H52V91H50ZM57 92V91H56ZM56 92L55 93H53L54 94V96H55V94H56ZM58 92H60V91H58ZM63 93H64V91H62ZM96 92V91H95ZM210 92H211V90H210ZM209 92V93H210ZM213 92V91H212ZM230 92V91H229ZM239 92V91H238ZM237 92V93H238ZM246 92H248V91H246ZM245 92V94L247 95V97H249L248 96V94ZM252 92V91H251ZM256 92V91H255ZM255 92H253L254 94H256ZM67 93V92H66ZM65 93V94H66ZM225 93H227V92H225ZM232 93H234V91L232 92ZM239 93H241V92H239ZM238 93V94H239ZM23 94V93H22ZM51 94V93H50ZM59 94V93H58ZM58 94H56V96L58 95ZM212 93H210L209 95H211ZM244 94V93H243ZM260 94L257 96L256 95V97H258V98H261V96H260ZM63 95V94H62ZM92 95V94H91ZM96 95V94H95ZM221 95H223V94H221ZM224 95H227V94H224ZM236 95V94H235ZM241 95V94H240ZM60 96V95H59ZM83 96V95H82ZM128 96V95H127ZM218 96H220V95H218ZM242 96V95H241ZM241 96H238V98L239 97H241ZM40 97V96H39ZM58 97V96H57ZM61 97V96H60ZM90 97V96H89ZM214 97V96H213ZM221 97L222 96H220V99H221ZM24 98V97H23ZM35 98V97H34ZM59 98V97H58ZM86 98V97H85ZM92 98V97H91ZM94 98V97H93ZM216 98H217V96H216ZM219 98V97H218ZM226 98V97H225ZM257 98V99H258ZM26 99V98H25ZM41 99V98H40ZM78 99V98H77ZM213 99V98H212ZM237 99V98H236ZM244 99V98H243ZM247 99V98H246ZM262 100H264V98L262 97L261 98ZM235 100V99H234ZM240 101V103H241V99H239ZM248 100V99H247ZM42 101V100H41ZM89 101V100H88ZM94 101V100H93ZM215 101V100H214ZM217 101V100H216ZM220 101H222V100H220ZM236 101V100H235ZM237 101H238V99H237ZM244 101V100H243ZM249 101V100H248ZM251 101V100H250ZM250 101H249V105H251V106H249V107H252V103H250ZM252 101H253V99H252ZM32 102V101H31ZM45 102V101H44ZM78 102V101H77ZM219 102V101H218ZM259 102V101H258ZM263 102V101H262ZM24 103V105H23V107H25V105L27 104V103H25V101L23 102ZM28 103H29V101H28ZM37 103V102H36ZM91 103V102H90ZM216 103V102H215ZM214 103V104H215ZM234 103V102H233ZM232 103V104H233ZM240 103H239V107H240ZM244 103V102H243ZM260 103V102H259ZM217 104V103H216ZM215 104V105H216ZM219 104V105H218ZM217 105L218 106H220V105H222L221 103H218ZM237 104H238V102H237ZM236 104V105H237ZM253 104H254V101H253ZM38 105V104H37ZM223 105H224V103H223ZM244 105V104H243ZM263 105H264V102H263ZM262 105V103H261V107L263 108L264 106ZM14 106H15V104H14ZM16 106H19V103L16 105ZM27 107H28V105H26ZM80 106V105H79ZM234 106H235V103H234ZM256 106V105H255ZM22 107V106H21ZM22 107V108H23ZM32 107V106H31ZM88 107V106H87ZM91 107H92V105H91ZM217 107V106H216ZM232 108H233V106H231ZM231 107H229V108H231ZM243 107V106H242ZM245 107V106H244ZM16 108V107H15ZM19 107H17V109H18ZM36 108V107H35ZM220 108V107H219ZM226 108V107H225ZM231 108V109H232ZM236 108H238L237 106H236ZM241 108V107H240ZM253 108V107H252ZM251 108V109H252ZM222 109H224V107L222 108ZM234 109H235V107H234ZM239 109V108H238ZM245 109H247L246 107H245ZM256 109H258V106H257V108ZM264 109V108H263ZM69 110V109H68ZM214 111H218V110H216V108L215 109H213ZM225 111H226V109H225ZM225 111H223L224 113H225ZM228 111H230L231 112V110H228ZM227 111V113L229 114V112ZM235 111H238L237 109L235 110ZM242 111H244V110H242ZM248 111V110H247ZM83 112V111H82ZM240 112V111H239ZM227 113H225V115L224 116H226V114ZM232 113H234V112H232ZM232 113H230V114H232ZM237 113V112H236ZM223 114V113H222ZM239 114V113H238ZM238 114H237V116H238ZM241 114V113H240ZM259 114H260V116L262 115L261 114V112H260V109H259ZM264 114V113H263ZM40 115V114H39ZM211 115H212V113H211ZM217 115H218V113H217ZM242 115V114H241ZM244 115V114H243ZM247 115V114H246ZM219 116H222V115H219ZM219 116H217L216 118L218 119V117ZM212 117V116H211ZM229 119H232L231 118V116L229 115ZM239 117H240V115H239ZM243 117V116H242ZM244 117H246V118H248L247 116H244ZM213 118V117H212ZM219 118H223V117H219ZM227 119H225V117H224V119L225 120H229L228 119V116L226 117ZM21 119V118H20ZM126 119V118H125ZM214 119V118H213ZM221 119H218V121H221ZM224 119H222V120H224ZM243 119V118H242ZM245 119V118H244ZM210 120H212V119H210ZM235 120V119H234ZM262 120V119H261ZM230 121V120H229ZM244 121V120H243ZM243 121H242V123H243ZM245 121H246V119H245ZM244 121V122H245ZM32 122V121H31ZM211 123H213V121L211 122ZM229 123V122H228ZM231 123V122H230ZM229 123V125H232V124H230ZM233 123H235V122H233ZM258 123V122H257ZM28 124H30V123H28ZM218 124H220V123H218ZM27 125V124H26ZM214 125V124H213ZM234 125V124H233ZM261 125V124H260ZM17 126V125H16ZM20 126V125H19ZM25 126V125H24ZM29 126V125H28ZM32 126V125H31ZM34 126H36L35 124H34ZM212 126V125H211ZM220 126H221V124H220ZM240 126V125H239ZM38 127V126H37ZM210 127V126H209ZM214 127V126H213ZM213 127H210V128H212L213 129ZM234 127V126H233ZM255 127V126H254ZM218 128H221V127H219V125H218ZM236 128V127H235ZM34 129V128H33ZM215 129V128H214ZM213 129V130H214ZM253 129V128H252ZM41 130V129H40ZM209 130V129H208ZM218 130V129H217ZM229 130V129H228ZM258 130V129H257ZM17 131V130H16ZM42 131V130H41ZM222 132L223 130H219V132ZM225 132H226V130H224ZM250 131V130H249ZM232 132H233V130H232ZM230 134V133H229ZM258 134V133H257ZM256 134V135H257ZM235 135V134H234ZM260 135V134H259ZM222 135H220L219 134V137H221ZM231 136V135H230ZM229 136V137H230ZM250 136V135H249ZM47 137V136H46ZM216 137H218V136H216ZM222 137H224V136H222ZM221 137V138H222ZM43 138V137H42ZM220 138V139H221ZM225 138V137H224ZM226 138H228V137H226ZM259 138V137H258ZM209 139H211V137H209ZM218 139V138H217ZM220 139H218V141H221ZM223 139V138H222ZM255 140V139H254ZM54 141V140H53ZM215 141H217V140H215ZM229 142V141H228ZM237 142V141H236ZM57 143V142H56ZM228 144V143H227ZM263 144V143H262ZM211 145V144H210ZM219 145V144H218ZM222 145V144H221ZM225 144L223 143V146H224ZM208 147V146H207ZM224 147H227L226 145L224 146ZM250 147H252V145L251 144H249L248 146H247V149L248 148H250ZM217 148V147H216ZM215 148V149H216ZM241 148V147H240ZM244 148V147H243ZM232 149V148H231ZM211 150H212V148H211ZM236 152V150H235V148H234V150H233V152ZM231 152V150L229 151V153ZM234 152V153H235ZM227 155V154H226ZM230 154H228L227 156H229ZM232 155L233 154H231V157H232ZM235 155V154H234ZM212 156V155H211ZM236 157V156H235ZM234 157V158H235ZM225 158H227V157H225ZM233 158V157H232ZM231 158V159H232ZM237 158V157H236ZM205 159V158H204ZM206 159H208V158H206ZM230 159V158H229ZM228 160V159H227ZM221 161V160H220ZM236 161V160H235ZM234 161V162H235ZM237 161H239V160H237ZM263 161V160H262ZM199 162V161H198ZM201 162V161H200ZM227 162V161H226ZM240 163V162H239ZM196 164V163H195ZM237 165V164H236ZM258 165V164H257ZM253 166V165H252ZM257 167V166H256ZM82 168V167H81ZM220 168V167H219ZM227 169V168H226ZM223 170V169H222ZM257 171V170H256ZM261 171V170H260ZM200 172V171H199ZM234 173H236V172H234ZM257 175V174H256ZM199 176V175H198ZM197 176V177H198ZM203 176V175H202ZM227 176V175H226ZM261 175H257V177H260ZM263 176V175H262ZM221 177H223V176H221ZM220 177V178H221ZM230 177H231V175H230ZM251 177V176H250ZM220 178H218V179H220ZM253 178V177H252ZM263 178V177H262ZM261 177H260V179H262ZM223 179V178H222ZM197 180H199L198 181V186H203L204 185V183L207 181V179H206V177L204 176V177H202L201 178V176H200V179H199V177H198V179ZM253 180V179H252ZM256 179L254 178V181H252L253 183H254V185H255V187H257V189L259 188L260 189V191L262 190V188L263 187H261V186H263V185H261L260 184V186H256V181H255ZM258 180H259V178H258ZM264 180V179H263ZM250 181V180H249ZM248 182V181H247ZM259 182V181H258ZM264 182V181H263ZM195 183H197V182H195ZM211 183H213L212 181H211ZM260 183H262V182H260ZM250 184V183H249ZM258 184V183H257ZM209 185H210V183H209ZM250 185H252V184H250ZM250 185H248V186H250ZM215 186V185H214ZM217 186H220V184L219 185H217ZM216 186V187H217ZM248 186H247V190H249L250 191V189H248ZM252 187H254V186H252ZM252 187H251V191L250 192H255V191H253L252 190ZM254 187V189L256 190V188ZM222 188H223V186H222V184H221V190H218L219 191V193L218 194H215L216 196L215 197H218V195L222 192ZM258 189V190H259ZM216 190V189H215ZM214 190V191H215ZM217 191V192H218ZM256 193H257V191H256ZM257 194H259V193H257ZM263 194V191H261V193L258 195V196H260V195H262ZM202 195V194H201ZM252 195V194H251ZM250 194H248V196H251ZM214 196V195H213ZM252 196H254V195H252ZM257 196V195H256ZM257 196V197H258ZM246 197V196H245ZM254 198H256V197H253V199ZM213 199H215V198H213ZM258 199V198H257ZM262 199H263V197H262ZM244 200V202H245V200H246V198L245 199H243ZM261 200V199H260ZM255 202V201H254ZM209 203V202H208ZM212 203H213V201H212ZM212 203H210V204H212ZM216 204V203H215ZM214 204V205H215ZM213 205V206H214ZM212 207V206H211ZM210 207V208H211ZM208 209V208H207ZM1 236H2V233H1V235H0V264H68V262L65 260V261H61L60 262V260H59V262H56V260H55V263H54V261H52L50 258V260L46 257L47 255H46V253H45V251L44 250H42V248H38V247H32V248H29V247H26V246H21V247H17V245H15V244H7L5 241L6 240H4V238L2 237L1 238ZM6 239V238H5ZM29 251H31V252H29ZM48 252V251H47ZM56 252V251H55ZM47 254H49V253H47ZM50 255H52V257L54 256V253H52V254H50ZM69 258V257H68ZM55 259V258H54ZM63 260V259H62Z\"/></svg>","mask_w":264,"mask_h":264}]
</instances>
